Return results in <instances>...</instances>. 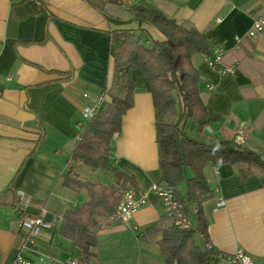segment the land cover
<instances>
[{"label": "crops", "instance_id": "obj_1", "mask_svg": "<svg viewBox=\"0 0 264 264\" xmlns=\"http://www.w3.org/2000/svg\"><path fill=\"white\" fill-rule=\"evenodd\" d=\"M22 1L0 0V264H12L21 245L20 197L45 207L47 219L84 201L83 193L62 185L61 176L70 169L80 177L87 171L70 155L77 142L76 122L86 109L98 106L111 82L114 47L109 32L142 29L153 40H165L158 29L131 14L133 5L157 9L205 34L217 65L200 55L192 62L201 74L205 108L219 119L203 132L235 141L241 130L238 145L264 157V33L248 36L253 21L264 16L262 0H127L107 5L102 13L85 0H41L50 17L19 19L13 7ZM131 75L133 106L112 137L110 160L136 178L139 190H146L161 182L156 111L142 72ZM252 170L243 179L238 166H207L214 195L203 210L211 246L221 254L241 248L254 264H264V171ZM219 199L224 205L214 210ZM98 221L93 264L163 263L158 242L170 219L156 194L150 193L127 223ZM59 228L60 223L43 230L35 252H24L33 264L79 257ZM218 262L222 264L218 258L213 264Z\"/></svg>", "mask_w": 264, "mask_h": 264}, {"label": "trees", "instance_id": "obj_2", "mask_svg": "<svg viewBox=\"0 0 264 264\" xmlns=\"http://www.w3.org/2000/svg\"><path fill=\"white\" fill-rule=\"evenodd\" d=\"M127 0H85L102 13L107 5L121 6ZM264 5V0H262ZM131 14L158 29L165 40H153L142 29H117L109 32L114 47L111 82L103 89L106 100L100 102L96 113L87 120L70 155V161L82 163L91 171L112 175L108 184L82 179L72 169L61 176L64 187L83 193L84 201L62 214L59 235L70 240L79 250V259L93 264L96 258L98 218L107 222L114 214L123 193L139 190L136 178L112 164L111 140L120 130L123 116L133 106L134 83L132 71L139 70L150 88L156 111L159 169L161 182L174 190L175 199L182 204L185 217L196 210L195 227L180 228L170 224L162 228L158 246L162 264H211L221 254L213 246L207 248V220L203 204L213 197L205 168L230 164L239 167L245 179L253 174L252 167L264 171V157L233 141L206 135L203 130L219 119L207 111L200 97L201 74L193 65L196 55L216 64L212 46L204 33L178 24L157 9L133 5ZM19 19L45 14L51 16L41 0H23L13 7ZM32 41H24L29 44ZM194 136V137H191ZM183 184L185 191H178ZM13 188V182L11 183ZM197 233L199 245L194 241Z\"/></svg>", "mask_w": 264, "mask_h": 264}, {"label": "built area", "instance_id": "obj_3", "mask_svg": "<svg viewBox=\"0 0 264 264\" xmlns=\"http://www.w3.org/2000/svg\"><path fill=\"white\" fill-rule=\"evenodd\" d=\"M264 33V16L256 18L250 29L248 30V36L254 37L258 34ZM211 89V86H208ZM106 100V93L102 92L98 98V104ZM97 107L86 109L83 115V119L76 122V128L78 130L77 139L79 138L81 129L87 120L93 117L96 113ZM243 132L240 130L236 140L233 141L239 144ZM150 193H154L161 198L164 204L165 215L173 219V224L182 229L191 227V223L188 217H185L182 211V204L175 199L174 190L167 187L165 183H153L146 190L129 189L125 191L117 205L114 214L110 217V221L116 220L121 223L129 222L134 216L135 212L139 210L147 201ZM224 205V201L219 199L216 203L214 210H217ZM18 211V226L21 235L20 248L12 262V264H33L31 259L28 258L24 252H35L34 245L36 243L37 236L43 230H52L56 224L61 222L62 216H53L52 219H47L48 210L43 206L34 205L30 199L20 197ZM196 213V210H192ZM208 249L211 245L206 246ZM218 259L222 264H254L251 256L245 252V250L238 248L230 254H220ZM53 264H86L79 258H72L66 261L50 258Z\"/></svg>", "mask_w": 264, "mask_h": 264}, {"label": "rangeland", "instance_id": "obj_4", "mask_svg": "<svg viewBox=\"0 0 264 264\" xmlns=\"http://www.w3.org/2000/svg\"><path fill=\"white\" fill-rule=\"evenodd\" d=\"M194 137V136H191ZM82 165L83 168H85L87 171L85 173H81V177L84 178L85 180H87L88 178L90 179L91 182H102L104 184H108L109 180H112V175L105 172V171H91L87 166H85L84 164L80 163ZM80 168V167H79ZM79 168L77 169V171H79ZM76 170V169H75ZM110 178V179H109ZM106 182V183H105ZM178 191L183 193L185 191V186L183 184H180L178 186ZM81 204V202L79 203ZM188 219L190 221V223L193 225V227H195V217L193 215V213L188 215ZM194 241L197 245H199V239L197 236V233L194 235ZM214 261L211 263L213 264ZM217 264H220L219 262Z\"/></svg>", "mask_w": 264, "mask_h": 264}]
</instances>
